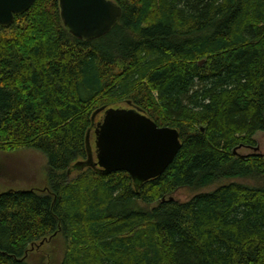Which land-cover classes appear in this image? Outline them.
Segmentation results:
<instances>
[{
  "label": "trees",
  "instance_id": "16d2710c",
  "mask_svg": "<svg viewBox=\"0 0 264 264\" xmlns=\"http://www.w3.org/2000/svg\"><path fill=\"white\" fill-rule=\"evenodd\" d=\"M113 1L118 23L90 41L57 0L0 26V152L47 165L42 189L0 192V264H264V158L234 153L264 132V0ZM123 102L182 143L138 187L72 169L95 110ZM48 241L59 258L39 250Z\"/></svg>",
  "mask_w": 264,
  "mask_h": 264
},
{
  "label": "water",
  "instance_id": "95a60500",
  "mask_svg": "<svg viewBox=\"0 0 264 264\" xmlns=\"http://www.w3.org/2000/svg\"><path fill=\"white\" fill-rule=\"evenodd\" d=\"M57 1L64 28L82 41L103 36L121 17V8L113 0ZM34 2L0 0V26H10L15 16L22 15ZM100 112V120L93 123L94 150L89 128L85 137L87 157L75 162L72 169L91 167L100 174L125 171L138 187L162 174L181 148L176 128L158 126L138 107L102 106L93 113V121Z\"/></svg>",
  "mask_w": 264,
  "mask_h": 264
},
{
  "label": "rangeland",
  "instance_id": "374dc122",
  "mask_svg": "<svg viewBox=\"0 0 264 264\" xmlns=\"http://www.w3.org/2000/svg\"><path fill=\"white\" fill-rule=\"evenodd\" d=\"M120 107H127V105L123 102L120 104ZM254 140L256 141L255 146L259 147V152L263 154L262 158H264V132H257L254 135ZM90 144L94 150L93 131H91L90 134ZM234 150V153L240 156L250 153V150L238 147ZM257 152L258 151L255 153ZM46 171L47 165L45 156L36 150L24 149L15 152H0V192L8 189H42L45 185ZM74 175L75 173L73 172L71 177ZM240 181L242 182V180ZM246 182L249 181L246 180ZM215 186L216 184H213L202 190L212 189ZM193 193L194 191L185 188L178 189L172 193L171 197L182 201L189 198ZM39 250L46 253L50 260L60 257L62 245L59 241L53 243L48 241L44 243L43 246H40Z\"/></svg>",
  "mask_w": 264,
  "mask_h": 264
},
{
  "label": "flooded vegetation",
  "instance_id": "af4514ba",
  "mask_svg": "<svg viewBox=\"0 0 264 264\" xmlns=\"http://www.w3.org/2000/svg\"><path fill=\"white\" fill-rule=\"evenodd\" d=\"M254 147V146H253ZM258 147V146H257ZM238 148H243L245 150H250V153L248 154H245V155H242V156H249L250 154H256V155H259V156H263V154L261 152H259V147L257 150H253L251 146H242V145H239ZM256 151H258L257 153H255ZM254 152V153H253Z\"/></svg>",
  "mask_w": 264,
  "mask_h": 264
}]
</instances>
